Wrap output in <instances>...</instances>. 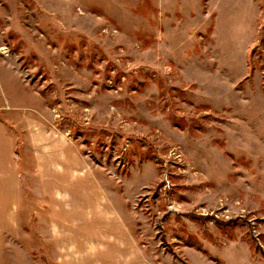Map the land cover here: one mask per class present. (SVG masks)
Wrapping results in <instances>:
<instances>
[{
  "label": "rangeland",
  "instance_id": "1",
  "mask_svg": "<svg viewBox=\"0 0 264 264\" xmlns=\"http://www.w3.org/2000/svg\"><path fill=\"white\" fill-rule=\"evenodd\" d=\"M0 264H264V0H0Z\"/></svg>",
  "mask_w": 264,
  "mask_h": 264
},
{
  "label": "crops",
  "instance_id": "2",
  "mask_svg": "<svg viewBox=\"0 0 264 264\" xmlns=\"http://www.w3.org/2000/svg\"><path fill=\"white\" fill-rule=\"evenodd\" d=\"M68 167V166H67ZM10 208V207H9ZM23 209V208H22ZM22 212L21 211H19L18 209L16 210V214H21ZM19 218V216H17V219ZM56 224V223H55ZM55 224L53 223L52 225L51 224H49L50 226V228H55ZM64 229H66V230H69V232L71 231V229H70V227H63ZM86 237H90V236H86ZM90 244H92V243H88V246H90ZM74 249H76V248H74ZM74 249L72 250V251H74ZM67 254L69 253V251H65Z\"/></svg>",
  "mask_w": 264,
  "mask_h": 264
},
{
  "label": "bare ground",
  "instance_id": "3",
  "mask_svg": "<svg viewBox=\"0 0 264 264\" xmlns=\"http://www.w3.org/2000/svg\"><path fill=\"white\" fill-rule=\"evenodd\" d=\"M1 49H3V48H1Z\"/></svg>",
  "mask_w": 264,
  "mask_h": 264
}]
</instances>
